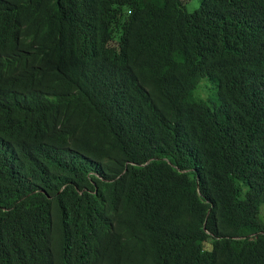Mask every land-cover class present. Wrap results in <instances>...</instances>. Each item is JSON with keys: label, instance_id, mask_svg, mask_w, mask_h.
I'll list each match as a JSON object with an SVG mask.
<instances>
[{"label": "trees", "instance_id": "1", "mask_svg": "<svg viewBox=\"0 0 264 264\" xmlns=\"http://www.w3.org/2000/svg\"><path fill=\"white\" fill-rule=\"evenodd\" d=\"M264 0H0V264H264Z\"/></svg>", "mask_w": 264, "mask_h": 264}, {"label": "rangeland", "instance_id": "2", "mask_svg": "<svg viewBox=\"0 0 264 264\" xmlns=\"http://www.w3.org/2000/svg\"><path fill=\"white\" fill-rule=\"evenodd\" d=\"M185 2H186L187 9L192 12L200 6L201 0H185ZM260 217L264 224V206H262L261 208Z\"/></svg>", "mask_w": 264, "mask_h": 264}]
</instances>
